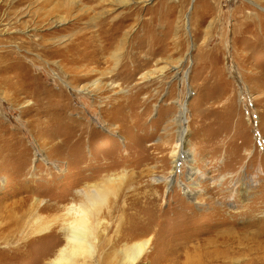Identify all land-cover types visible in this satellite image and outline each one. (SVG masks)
<instances>
[{
    "label": "rangeland",
    "instance_id": "374dc122",
    "mask_svg": "<svg viewBox=\"0 0 264 264\" xmlns=\"http://www.w3.org/2000/svg\"><path fill=\"white\" fill-rule=\"evenodd\" d=\"M108 177L143 208L139 264H264V0H0V228ZM2 228L0 264H36Z\"/></svg>",
    "mask_w": 264,
    "mask_h": 264
},
{
    "label": "bare ground",
    "instance_id": "6f19581e",
    "mask_svg": "<svg viewBox=\"0 0 264 264\" xmlns=\"http://www.w3.org/2000/svg\"><path fill=\"white\" fill-rule=\"evenodd\" d=\"M61 9L62 4L57 3L51 12L55 13ZM83 43L86 44L84 40ZM113 72L114 70L107 76L111 77ZM100 85L98 81L92 83V90H96ZM110 86L113 87L114 84H107L106 88ZM29 105H31L30 102L27 106ZM184 119L185 113L182 112L174 121L180 129L178 141L172 153L173 171L167 178L155 179L156 182L166 183L168 187L175 178L177 166L184 162L190 163V152H186L184 143L187 132L185 128H182ZM193 174L198 175V172L195 171ZM120 179L122 178L108 177L98 184L86 185L77 190L71 202L64 206L58 203L49 204L43 199L35 198L32 201L25 199L26 202L18 204L19 208L6 210L5 217L2 218L4 225L2 224L3 228H1L4 233L7 232V236L2 237L4 242L11 236L13 242L18 241L17 244H19L23 241L22 245L26 243L29 245V238L36 236L35 239H38L31 243L43 248L39 252L36 264H139L151 247V239L143 238L148 230L139 232L142 228L140 213L143 209L139 201L124 200L113 206L109 204L110 196H116L118 193ZM185 194L195 200L190 190H185ZM110 231L114 233L112 237H108ZM56 236L61 238V243L52 242L53 238H57ZM45 242L49 244L45 245ZM185 264L202 263L196 258H189Z\"/></svg>",
    "mask_w": 264,
    "mask_h": 264
}]
</instances>
